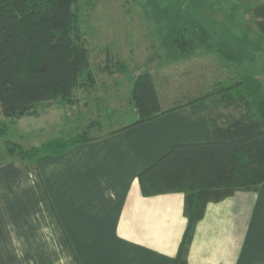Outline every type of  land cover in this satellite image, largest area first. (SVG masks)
<instances>
[{
    "label": "crops",
    "instance_id": "0c3cea01",
    "mask_svg": "<svg viewBox=\"0 0 264 264\" xmlns=\"http://www.w3.org/2000/svg\"><path fill=\"white\" fill-rule=\"evenodd\" d=\"M249 19L264 42V0L253 1ZM240 66L218 84L241 80ZM250 71L264 92V64ZM188 101L57 156L1 162L0 264H174L185 196L144 197L137 178L173 145L210 141L217 98ZM186 264H264V183L206 205Z\"/></svg>",
    "mask_w": 264,
    "mask_h": 264
},
{
    "label": "trees",
    "instance_id": "16d2710c",
    "mask_svg": "<svg viewBox=\"0 0 264 264\" xmlns=\"http://www.w3.org/2000/svg\"><path fill=\"white\" fill-rule=\"evenodd\" d=\"M78 19L77 0H0V112L6 118L30 116L39 103L66 102L75 88L94 87L88 53L77 30ZM169 33L170 54H188L206 44L204 30L203 36H197L196 31L175 25ZM130 96L136 119L126 127L176 109L161 111L154 80L146 72L134 76ZM211 97L217 98L222 113L208 112L210 141L173 145L137 178L144 197L185 196L187 225L174 264H186L195 225L208 203L220 202L236 192H255L264 183L262 85L245 76L220 83L187 105ZM90 140L55 139L30 150L7 143L6 152L31 160L57 156Z\"/></svg>",
    "mask_w": 264,
    "mask_h": 264
},
{
    "label": "rangeland",
    "instance_id": "374dc122",
    "mask_svg": "<svg viewBox=\"0 0 264 264\" xmlns=\"http://www.w3.org/2000/svg\"><path fill=\"white\" fill-rule=\"evenodd\" d=\"M253 1L77 0V30L95 85L75 88L66 102L39 103L30 116L20 119L0 112V163L25 161L8 155L7 143L30 150L48 138L93 139L133 123L130 93L138 73L152 76L164 108L214 90L235 66H242L244 78L264 64V42L249 19ZM175 25L197 36L206 31V44L188 54H170L169 32ZM211 111L222 113L215 104Z\"/></svg>",
    "mask_w": 264,
    "mask_h": 264
}]
</instances>
